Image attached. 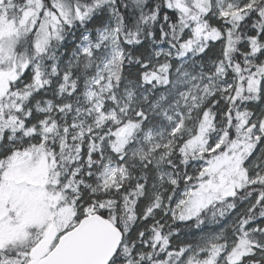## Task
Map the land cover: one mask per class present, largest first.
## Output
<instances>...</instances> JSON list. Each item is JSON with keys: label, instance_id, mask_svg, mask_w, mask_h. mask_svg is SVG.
I'll return each mask as SVG.
<instances>
[{"label": "snow or ice", "instance_id": "1", "mask_svg": "<svg viewBox=\"0 0 264 264\" xmlns=\"http://www.w3.org/2000/svg\"><path fill=\"white\" fill-rule=\"evenodd\" d=\"M0 264H264V0H0Z\"/></svg>", "mask_w": 264, "mask_h": 264}]
</instances>
